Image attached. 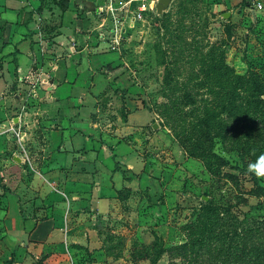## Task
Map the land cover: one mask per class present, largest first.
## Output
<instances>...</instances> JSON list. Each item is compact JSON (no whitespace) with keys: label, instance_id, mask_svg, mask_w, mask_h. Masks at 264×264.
Masks as SVG:
<instances>
[{"label":"rangeland","instance_id":"374dc122","mask_svg":"<svg viewBox=\"0 0 264 264\" xmlns=\"http://www.w3.org/2000/svg\"><path fill=\"white\" fill-rule=\"evenodd\" d=\"M105 1L107 7L118 6L119 0ZM157 1L136 0L121 10L96 9L102 41L119 53L120 60L114 69L108 65L99 71L107 79L95 94L101 113L97 121L105 133L114 126L116 115L124 119L125 111L145 116L135 132L144 165L136 169L135 188H122L115 206L104 215L76 207L73 222L80 218L81 224L95 230L99 257L81 247L75 263L264 264V175L248 167L264 153V125L238 120L241 126L233 138L239 143L215 141L213 152L220 158L203 161L189 155L154 111L156 105L162 109L159 102L166 93L167 72L158 63L159 48L173 67L170 62L180 49L190 58L198 52L205 57L219 47L236 73L255 71L264 76V0L255 1L261 6L252 0H170L161 13ZM112 34L119 37L116 49L109 46ZM187 60L185 56L180 63L185 66L178 71L182 82L194 77L192 66L194 70L202 66ZM207 63L205 57L202 64ZM127 135L123 138L131 140Z\"/></svg>","mask_w":264,"mask_h":264},{"label":"crops","instance_id":"0c3cea01","mask_svg":"<svg viewBox=\"0 0 264 264\" xmlns=\"http://www.w3.org/2000/svg\"><path fill=\"white\" fill-rule=\"evenodd\" d=\"M122 1L123 8L136 3ZM105 5L0 0V261L6 264H79L81 247L99 257L95 230L80 218L73 222L74 210L87 206L104 215L122 188L137 184L144 162L135 132L145 116L125 111L105 133L97 121L95 94L107 79L99 71L120 61L100 35L96 9Z\"/></svg>","mask_w":264,"mask_h":264},{"label":"trees","instance_id":"16d2710c","mask_svg":"<svg viewBox=\"0 0 264 264\" xmlns=\"http://www.w3.org/2000/svg\"><path fill=\"white\" fill-rule=\"evenodd\" d=\"M180 6L182 10L179 13L184 17L186 9L182 4ZM176 37L182 41L181 34ZM178 51V55L170 62L173 67H169L164 51L158 49V63L164 65L167 72L164 79L166 93L162 102H159L162 109L156 105L154 111L184 143L190 156L203 161L211 157L218 159L220 157L213 152L215 141L229 143L233 139L239 143L238 138H233V132L241 126L238 120H259L264 125V76L255 71L248 74L236 73L225 62L223 51L217 47V52L210 51L205 55L208 60L206 65L202 64L205 57L199 56L200 52L190 58L185 55L186 60L188 59L185 63L196 61L202 66L197 70L192 66L191 71H195L194 79L190 77L187 82H182L177 76L181 67L185 66L180 64L185 56L183 57L182 49ZM201 75L202 78H199ZM177 92L182 94L174 95ZM204 94L210 97H202ZM245 155L247 154L242 156Z\"/></svg>","mask_w":264,"mask_h":264},{"label":"built area","instance_id":"2783aa9c","mask_svg":"<svg viewBox=\"0 0 264 264\" xmlns=\"http://www.w3.org/2000/svg\"><path fill=\"white\" fill-rule=\"evenodd\" d=\"M252 1H254L253 2V5L254 6H261V4L260 3H256L255 1L256 0H252ZM112 2V1H111ZM105 8H107V10L109 11V10H111V11H113V10H115V9H118L119 8V10H121V9H124L123 8V1L122 0H119L118 1V6H113L112 5V3H109V5H107V7H105ZM140 10H141V6H140V8H139ZM98 10H99V12H101V11H104L103 9H102V7H98ZM139 14V13H138ZM140 15V14H139ZM138 15V16H139ZM119 37H118V35L117 34H112V38H111V43L109 44V46L112 48V49H116V48H118V44H119Z\"/></svg>","mask_w":264,"mask_h":264},{"label":"clouds","instance_id":"9594fccd","mask_svg":"<svg viewBox=\"0 0 264 264\" xmlns=\"http://www.w3.org/2000/svg\"><path fill=\"white\" fill-rule=\"evenodd\" d=\"M250 171H254L256 175H264V153H261L255 162L248 165Z\"/></svg>","mask_w":264,"mask_h":264},{"label":"water","instance_id":"95a60500","mask_svg":"<svg viewBox=\"0 0 264 264\" xmlns=\"http://www.w3.org/2000/svg\"><path fill=\"white\" fill-rule=\"evenodd\" d=\"M170 0H158L156 3V10L157 12L161 13L164 8H166L168 6ZM153 127H156V124L153 125Z\"/></svg>","mask_w":264,"mask_h":264}]
</instances>
